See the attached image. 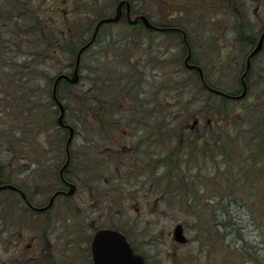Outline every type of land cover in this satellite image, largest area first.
Wrapping results in <instances>:
<instances>
[{"label":"flooded vegetation","instance_id":"af4514ba","mask_svg":"<svg viewBox=\"0 0 264 264\" xmlns=\"http://www.w3.org/2000/svg\"><path fill=\"white\" fill-rule=\"evenodd\" d=\"M95 1H89L94 10L91 8L93 15L88 14L92 17L88 32L78 35L75 29L72 39L74 28L62 32L65 43L59 42L56 48H52L53 56L60 51L63 52L61 56H68L75 62L78 51L90 42L81 53V61L98 44L103 31L113 38L110 29L104 30L108 26H122L131 32L140 29L145 34L156 35L157 40L171 32L177 42L174 51L176 49L180 57V68L185 77L191 79L189 85L195 90L193 93L200 90L207 95L202 114H194L192 124L182 127V131L186 129L193 138L204 143L205 155L213 152L212 140L224 132L222 120L212 116L211 102L217 93L224 94L217 96L221 101L219 108L229 110L234 106L237 110L240 108L238 102L242 101L246 102L241 108L248 107L252 111L259 106L264 108V0H154L152 3L144 0L141 7L136 6L135 0H128L129 7L126 3L113 7L112 3L107 9L113 17L118 9V21L100 24L93 38L98 22L103 19L99 12L102 7L99 3L94 4ZM74 10L78 15L82 14L79 5H75ZM74 10L68 13L74 14ZM35 11V0H0V103L3 100L7 103L6 111H1L0 115H11L14 125H18L20 111L9 113L12 102L18 101V94H24L26 81L28 92L34 89L37 69ZM67 11L68 8L63 12ZM191 11L198 13L188 18ZM4 13L8 14L5 18ZM163 15L167 23L163 22ZM138 16H145L151 26L141 20L132 23ZM128 39L130 42V37ZM60 74L71 75L65 69L58 70L57 76ZM65 82L71 84L65 79L57 84ZM239 95L242 97L237 101L234 97ZM56 96L58 102L51 94L53 106L59 115L58 103H61L66 118L69 108L74 106L68 104L71 98L57 94V87ZM76 98L78 102L75 105L81 109L82 93ZM108 106L111 109L109 133L103 135L105 128L100 127V123L106 112L102 111V104L96 103V129L102 134L92 138L91 144L86 137L81 142V149L73 148V139L77 137L74 127L72 139L67 143L69 130L57 125L67 133L63 140L64 150L58 157L41 156L36 159L33 151L23 153L14 149L16 142L24 141L18 128L14 132L13 149L7 153L8 158L10 165L15 170L19 169V173L26 171L21 178L28 182L24 186L20 180L12 183L5 179L4 171L9 164L0 159V186L13 187L0 188V264H94V237L97 232L106 230L121 233L133 251L151 264L144 247L153 245L155 237L148 233L149 238L137 241L138 233L127 229L124 219L118 222L120 216L116 215V210L121 197L126 200L124 205L138 214L142 210L140 201L147 202L153 197L158 204L164 199L162 182L159 181L161 177L157 179L152 172L164 152L163 109L160 104L143 100L141 103L116 102ZM26 112L33 115L29 109ZM64 124H67L65 119ZM2 134L0 130V146L3 144ZM55 169L56 175L53 173ZM5 204L12 206L11 221L5 219ZM36 218H41L43 224L37 231L30 232ZM6 241L9 243L7 249L4 246ZM4 250H11L16 262L5 263Z\"/></svg>","mask_w":264,"mask_h":264},{"label":"rangeland","instance_id":"374dc122","mask_svg":"<svg viewBox=\"0 0 264 264\" xmlns=\"http://www.w3.org/2000/svg\"><path fill=\"white\" fill-rule=\"evenodd\" d=\"M6 1L8 0H5V2ZM70 1L71 0H35V26L37 24L43 26L45 30L53 28L58 35H62V32L65 31L69 32V28H74V33H71V39L75 34V29L79 32L78 35L87 33L90 18L92 20V17H88V14L93 15L91 8L94 10V7L89 5L90 0ZM145 1L135 0L134 2L137 7H141ZM153 1L154 0H149V3ZM101 2L102 0H96L94 4L99 3L101 5ZM75 5H79L82 14L78 15V12L74 10ZM94 6L97 7L99 5ZM5 8H8L6 3ZM66 8H68V11L63 12ZM152 8L155 9V5H153ZM70 10H74V14L68 13ZM99 12L102 14V8H100ZM195 13L198 12L191 11L188 18ZM6 15L8 14L4 13V18ZM79 18H81V20ZM108 27L104 28V30L110 29L113 38L121 39L122 43L120 41L118 46H107L106 41L111 37L109 34V37L106 36L105 31H103L98 44L90 49L80 62L78 69L79 81L77 83L81 82L83 86L67 91L71 94L70 96L74 98V91H78L79 94L83 93L84 88L90 86V79L97 78V80H100L108 76H115V79L119 76L123 77V82L125 83L130 80L128 74L123 75V72L119 73L117 70L125 68V63L130 59H134V70L138 77L133 80V82H138L135 88L137 97L150 104H160V107L163 109L164 136H167L163 137L164 152L171 153L180 146L183 151H185V154H188V159L190 158V167L186 169L188 166L184 165V171L181 170V174H188L187 171H190L191 174L194 175L195 172L196 179L204 182L206 186L205 189L199 190V194H202L199 203L201 205L207 203L210 206H203L202 209H198V217L195 219L192 215L188 217L183 213L185 208L182 207V200H180L178 196L176 199H179V201H176V206L174 205L175 202L173 198L167 199L169 195L165 194L163 190L167 182L166 180L164 181L166 168L170 166L171 175L175 174L178 169L175 168V155L174 157L172 155L167 165H165L163 161H160L164 158L163 152L162 156L157 159L159 160V164L156 165L152 172L157 179L158 176L162 179L159 181L162 182L160 186L165 196L164 199L159 201L158 204L155 203L153 197L148 198L147 202H145V200L144 202L140 201L142 210L138 214L136 210L132 208L131 210L128 206L124 205L126 200L124 197H121V199H119L120 205L116 210V215L119 214L120 216L118 217V222L124 219L125 225L127 226L126 228L130 229L132 232L138 233V235L136 233L132 234H136L137 241L139 242L149 238L150 236H148V233L155 237L156 241L153 242V245L144 247L151 264H264V214L261 207L262 204L258 201L251 202L245 199L242 193H235L236 196L234 198L236 201L239 200L240 203H243V207L235 202L232 206L225 204L230 215V217L227 218L223 216L222 213H225V207H214L215 201L213 202L217 189H223V187L229 185L236 190H243L244 183H247L248 171L259 175V177H257V175L256 177L261 179L260 187L264 188V168H260L256 162L252 161L255 159L252 152H255V157L259 154L258 151H255L259 136H261L259 134L261 132L264 133V108L259 106L258 109L252 111L251 108L248 107L241 108L242 104H240V108L237 110L234 106H231L229 108V117L222 120L224 124L222 126L224 131L222 139L225 141L227 132H230L237 152L235 150L234 152L226 153L223 158L219 157L213 159L210 157L211 154L205 155L207 158L202 157V153L198 151L196 147L198 145L201 146L203 143H197L198 140L194 139L193 135L186 129L182 131V127H188L192 124V117L194 114H202L206 107L207 102L205 103V101L207 95L200 90L193 93L195 90L189 85L191 79L189 80L185 77L184 72L180 68V57L178 53H176V49L174 51L175 46L173 42L168 43V40H164L161 43L156 39V35L152 36L150 33L145 34L143 31V33L141 32L139 35H136L124 29L122 26ZM91 31L92 29L89 31L88 35H90ZM128 37L131 39L130 42ZM70 38L68 39L70 40ZM133 38L135 41L139 42L140 45H133ZM36 40L37 37L35 32V42ZM56 41V45L51 46L50 50L48 49V54L51 56H48L46 53L45 42L42 44L39 43L38 49L36 43L37 69L35 77H37V82L35 79L34 89L29 93L27 89L28 82L23 81L25 82L24 94H18V101L12 102L9 108L10 114L14 113V111H20L18 125L13 124L11 115H7L6 113L0 115V130L3 131V144L0 146V159L6 164H9L8 168L4 171V178L12 183H18V180H20L22 184L26 186L28 182L26 178L24 179L25 181L21 178L25 175L26 171L22 170L19 173V169L15 170V168L10 165L11 161L7 154L13 149V143L12 146L10 143L13 142V136H15L14 132L17 131V128L20 138L24 141L14 144V149L16 150H22L23 153H32L33 151L36 159L41 156L47 158L49 156L58 157V154L64 150L63 140H65L64 137L67 136V133L57 127L58 113L54 106L49 105L50 112H48L46 103L49 101L46 94L50 91L48 86L52 88L54 83V81L53 83L52 81L49 82L48 79L54 78L55 80L58 70L61 71L65 69L72 74L75 62L68 56H61L63 52L60 51L58 55L53 56L52 48L54 46L56 48L59 42L65 43L64 40ZM101 43L104 45H101ZM66 51L69 50L66 48ZM103 70L107 73H103ZM89 72L93 73L94 78L89 77ZM101 74L103 75L101 76ZM142 82V86H144L147 92L141 87ZM37 84H39L38 89L36 87ZM109 90L111 91L110 95L112 98L118 97L117 102L126 104L127 98L125 95L123 97V94H117L116 90L112 89V87H110ZM252 98L253 96L250 97V99ZM115 103L116 102H114V104ZM37 105H40V108H37ZM6 106L7 103L3 100V103H0V113L1 111H6ZM211 106H213L212 102ZM120 108L122 109V106H120ZM27 109L33 112L32 116L27 115ZM38 109H44V111H39ZM24 111L25 113H23ZM81 114L82 113L78 111L75 115L74 110L73 112L70 110L66 113V118H64L65 122L75 129L77 135V137L73 139V148H75V150L81 149V142L85 141L86 137L87 140H89L88 144H91L90 140H92V138L102 134L100 130L95 127L93 129L92 126H88V122L82 119ZM28 118H30V120H28ZM32 118L34 121L30 124L33 120ZM80 119L83 122L80 121ZM252 125L254 129L258 127L256 134H238L237 129H244V127H246L248 130H251L252 127L249 126ZM106 132L109 133V130ZM103 135L107 134L104 133ZM263 137L264 135L262 138ZM176 141L178 144L177 146L174 145ZM99 143L104 144V142ZM107 145H109V143H107ZM246 148L250 150L248 154L244 156L242 151ZM215 156L218 157L216 154ZM186 158L187 157L184 155L183 158L179 156V164L176 165L181 167ZM253 167L257 170L253 169ZM215 171H220V177L212 178V174ZM53 173L56 175L57 170L55 169ZM203 174H205V177H203ZM203 178L205 179L202 180ZM252 183L253 182L248 183L247 187ZM36 201L38 202L39 199ZM212 211L216 213L215 224H209L207 222L211 219L212 215L210 212L212 213ZM178 222L183 225L185 234L189 239L187 244H180L172 238V229ZM220 222H223L224 226H220ZM226 223H229L230 226L225 227ZM42 224V219L36 218L34 226L29 228L30 232L37 231ZM217 224L220 227L217 226ZM245 261L248 262L244 263Z\"/></svg>","mask_w":264,"mask_h":264},{"label":"trees","instance_id":"16d2710c","mask_svg":"<svg viewBox=\"0 0 264 264\" xmlns=\"http://www.w3.org/2000/svg\"><path fill=\"white\" fill-rule=\"evenodd\" d=\"M35 28H36L35 32H36V37H37V40H36L37 49H38L39 43L42 44L43 42H45L46 43L45 48L47 50L46 53L48 55V49L50 50L51 46L56 45V43H55V42H57L56 40L61 41L62 35H60V34L58 35L56 33V31L53 30V28H50L49 30L48 29L45 30L43 26H40L38 24L35 26ZM132 32L136 35H139L141 33L140 29H134ZM132 44L133 45L134 44L140 45V43L135 41L134 38L132 40ZM37 54H38V52H37ZM128 62H129V64L135 65L134 59H130ZM105 70H103V73H107V72H105ZM109 71H110V69H109ZM102 75L103 74H101V76ZM107 76H108V74H107ZM89 77L94 78L92 72H89ZM36 78L37 77H35V79ZM116 79H115V76H110V77L108 76L107 78H102L100 80H97V78L96 79L95 78L90 79V81H91L90 86L85 87L83 90V93H82V108L81 109H79V108L77 109V106L75 105L78 102L76 97L79 96V92L74 91L75 95H74V98H72L70 96L71 94H69V92L67 90L70 88H80L83 86V83L79 82L76 85L69 84L67 82H65L63 84H58L57 94L58 93H60V94L64 93L63 95H64V97L66 96V98L70 96L71 100H68V104H73L74 106L70 107L69 111L71 110L73 112V110H74L75 115L78 113V111H80L82 113L81 114L82 119L84 121L86 120L88 122V126H92L93 129H94V127L96 128V125L98 123L96 120V117H94V111H95L94 105L96 103L102 104L103 107L101 109H102V111H105L106 114L102 117V119H104V120L100 123V127L105 128L104 133H106L107 128L110 125L109 124V119H110L109 111H111L108 104H114V102L118 101L117 100L118 97L112 98V96L110 95V92H111L109 90L110 87H112V89H115L117 94H121V95L123 94V97L125 95V97L127 98L126 103H137V102H139L137 100V94L135 91V88L138 85V82L134 83L133 81L131 82V80H129V81H126L124 83L123 77H120V76L117 77ZM48 80H49V82L50 81L53 82L54 78H49ZM36 82H37V79H36ZM38 86H39V84H37V86H36L37 89H38ZM46 88H47V86H46ZM46 95L49 96L48 97L49 102H47L46 105H47L48 112H50L49 105L50 106L54 105L53 104L54 102L51 98V90L48 91ZM37 108H40V105H37ZM212 109H213L212 110V114H213L212 116L213 117L216 116V118L218 120H224L225 118L229 117L230 111L228 109H225V108H212ZM38 110L44 111V109H38ZM214 113H215V115H214ZM80 121H82V120L80 119ZM222 131H223V129H222ZM223 133L224 132H221L218 135L217 139L215 138L212 140L215 148L213 149V152L211 153L210 157L213 159L219 158V157L223 158V156L226 153H231V152H234L236 150V148L233 144L234 140H232V138H231V133L227 132L228 135L226 134L225 141H224V139H222ZM259 135H261V136H259V140L257 142V148L255 149V151L256 152L258 151V153H259L256 157H260V158H256L255 152H252L253 157L255 158L252 161L256 162L258 164V166H260V168H262V167L264 168V164H263V162H264V137L262 138L264 133L261 132ZM164 137H167V136L165 135ZM194 139L198 140V138H194ZM12 143L13 142L10 143L11 146H12ZM197 143H203V142L197 141ZM174 145H176V146L178 145L177 141ZM203 146H204V143L201 146L198 145L196 147V149L202 153V157H206L205 156V149L203 148ZM249 150L250 149H248V148L243 149L242 153H244V156H245V154H248ZM221 152H223V153H221ZM236 152H237V150H236ZM176 153H178L179 155ZM215 154L217 156H218V154H220V156L216 157ZM172 155H173V157H174V155L176 156V158H175L176 164H179V162H178L179 156L183 158V155H184L187 158L184 160V163L181 165V167L177 166L175 164V168L178 169V170H176L175 174L171 175L170 166L168 168H166L164 181L166 180L167 182L165 184V187H163V190H164L165 194L169 195V197L167 198L168 200L170 198H173V200L175 202L174 203L175 206H176V201H179V199L182 200L181 205L183 208H185L183 213L185 215H187L188 217H190V215H192L196 219L198 217V209H202L203 206L204 207H207V206L210 207L207 203H205L203 205H201L199 203L200 197L202 195V194L201 195L199 194V190L205 189L206 186H205L204 182L196 179L195 172H194V175L191 174L190 171H187L188 174L187 173L181 174V170L184 171V168H183L184 165L188 166V167H186V169L187 168L189 169V167H190L189 166V163H190L189 159L190 158L188 159V154H185V151H183V149L180 146L178 147V149L174 150L171 153L165 151L164 152V158L161 159L160 161L161 162L163 161V163L165 165H167L168 161L172 157ZM157 164H159L158 161H156V165ZM250 168H252V167H250ZM253 169H255V167H253ZM255 170H257V169H255ZM247 173H249V174H247V179H246L247 183H244L246 186L243 185L244 189L242 190V194H244L245 199H248L251 202H253V201L260 202V204H262L261 207H262L263 214H264V201H263V199H264V188L260 187V185H261L260 180L261 179L257 178V177H259V175L257 173H252L251 171H248ZM219 174H220V171L213 172L212 178H217L218 176L220 177ZM250 174L253 176V179H252V176ZM204 175L205 174H203V177H205ZM256 175H257V177H256ZM204 179L205 178H203L202 180H204ZM250 182H253V183L247 187L248 183H250ZM168 191H170V192H168ZM234 191H236V189L230 187L229 185H227V187H223V189H217L216 193H215L216 196L213 199V202L215 201L214 207H219V208L225 207L224 205L226 203L230 202L228 200L230 198H233V194H234L233 192ZM177 196L179 197V199H176ZM234 200H236V199L234 198ZM237 201H239V200H237ZM244 205L246 206L245 203H244ZM230 206H232V205H230ZM240 206L243 207V203H241ZM225 209L226 208H224V210ZM177 211H178V209H177ZM213 212L214 211H212V213ZM212 213L210 212V214L212 215L211 219L209 221H207L209 224L210 223L215 224V221H216L215 220L216 213H213V214ZM12 214H13V210H12L11 204L10 205L5 204V208H4L5 219H8L11 221L12 220ZM223 216H226L227 218H229L230 217L229 212L227 210H225V213L223 214ZM226 224H225V227L230 226L229 223L227 225ZM222 225L224 226V223L220 222V226H222ZM217 226H219V225L217 224ZM4 246H5V249H7L9 247L8 241L5 242ZM4 260H5V263L16 262L13 254L11 253V250H9V252L5 251Z\"/></svg>","mask_w":264,"mask_h":264},{"label":"water","instance_id":"95a60500","mask_svg":"<svg viewBox=\"0 0 264 264\" xmlns=\"http://www.w3.org/2000/svg\"><path fill=\"white\" fill-rule=\"evenodd\" d=\"M140 18L143 22H145L146 25L150 26L145 17ZM118 19L119 11H117L114 17L103 19L98 22L93 38L97 31V27L100 24L115 23L118 21ZM89 44L90 42L78 51L73 73L70 76L60 74L56 77L52 90L54 96L56 91V85L60 79H65L71 83H76L78 81V67L80 63V55ZM58 104L60 108L58 123L68 128L69 138L67 140V143H70L71 138L73 136V129L70 126L63 124L64 109L61 103ZM5 187L13 188L12 186H0L1 189ZM173 239L181 244H185L187 242V238L185 237L183 233V228L180 224L176 225L173 230ZM92 252L94 264H146L144 258L141 255L134 253L125 238L120 233L115 231L106 230L97 232L92 243Z\"/></svg>","mask_w":264,"mask_h":264},{"label":"bare ground","instance_id":"6f19581e","mask_svg":"<svg viewBox=\"0 0 264 264\" xmlns=\"http://www.w3.org/2000/svg\"><path fill=\"white\" fill-rule=\"evenodd\" d=\"M119 2V3H118ZM112 3H114L113 4V7H115V4H119L118 5V7L121 5V4H124V3H126L127 4V7H129L130 5H129V2H128V0H121V1H119V0H102V2H101V7H102V10L105 12V13H102L101 14V18H103V19H107V18H112L113 17V14L112 15H109L110 13V10L109 9H107V7H110L111 6V4ZM117 11H118V9H117ZM117 11H116V13H117ZM116 15V14H115ZM140 17H145V16H138V17H136L135 19H133L132 20V23H135L137 20H141L142 21V19L140 18ZM146 18V17H145ZM102 19V20H103ZM147 19V18H146ZM101 21V20H100ZM148 21V23H149V25L151 26V24H150V22H149V20H147ZM163 22L164 23H167L168 21L166 20V16L165 15H163ZM143 33V32H142ZM164 40H168V43H170V42H173V44H174V46L177 44V42H176V40L174 39V37L172 36V34H171V32H166L165 33V35L163 36V39H159L158 40V42L160 41L161 43L164 41ZM120 41H121V43H122V40L121 39H119V38H111V39H109L108 41H106V44H107V46H118L119 44H120ZM178 41V40H177ZM178 43H180V41H178ZM101 45H104V44H102L101 43ZM121 46V45H120ZM175 48V47H174ZM80 59H81V55H80ZM81 62V61H80ZM134 68H135V66L133 65V64H129V62H127V63H125V68H121V70H117V72H119V73H121V72H123V75L124 74H128V77L130 78V80H131V82L133 81V80H135L138 76H137V74H136V71L134 70ZM74 70V69H73ZM117 80V79H116ZM118 82V81H117ZM142 84H143V82L141 83V87L143 88V90L144 91H146V89L144 88V86H142ZM147 92V91H146ZM52 94V93H51ZM218 95H223L224 96V94H219V93H217V96ZM52 96H53V98L55 99V101L56 102H58V99H57V96H56V94H55V96L52 94ZM217 96H214L213 97V99H212V103H213V106H212V108H219L218 106L220 105V103H221V101H220V98L219 97H217ZM230 97V96H229ZM241 97L242 96H237V97H234V98H236L237 99V101H240L241 100ZM137 100L139 101V102H137V103H141L142 102V99H140L139 97H137ZM217 103L216 105H215V103ZM246 101H242V102H238V103H240V104H243V103H245ZM213 110V109H212ZM163 124H164V119H163ZM155 126V123L153 124V127ZM249 127H252L251 128V130H248V128H246V127H244V129H237V131H238V134H248V135H252V134H254V133H256L257 132V128L256 129H254L253 128V125L252 126H249ZM218 156H220V154H218ZM234 194H233V198H230L228 201H230V202H228V203H226V204H229V205H233L234 204V202L235 203H240L239 201H236V200H234V197L236 196V194L235 193H242V190H240V189H237L236 191H234L233 192ZM234 200V201H233ZM241 204V203H240ZM225 206V208H226V205H224ZM227 210V209H226ZM228 211V210H227ZM223 214H224V212H222Z\"/></svg>","mask_w":264,"mask_h":264}]
</instances>
